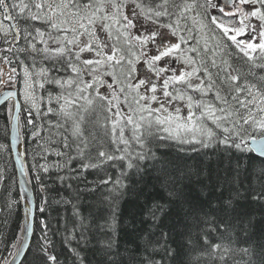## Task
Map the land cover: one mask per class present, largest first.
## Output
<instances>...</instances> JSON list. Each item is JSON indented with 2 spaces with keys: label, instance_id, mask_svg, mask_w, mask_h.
Masks as SVG:
<instances>
[{
  "label": "snow or ice",
  "instance_id": "obj_1",
  "mask_svg": "<svg viewBox=\"0 0 264 264\" xmlns=\"http://www.w3.org/2000/svg\"><path fill=\"white\" fill-rule=\"evenodd\" d=\"M0 112V264H264V0H0Z\"/></svg>",
  "mask_w": 264,
  "mask_h": 264
},
{
  "label": "trees",
  "instance_id": "obj_2",
  "mask_svg": "<svg viewBox=\"0 0 264 264\" xmlns=\"http://www.w3.org/2000/svg\"><path fill=\"white\" fill-rule=\"evenodd\" d=\"M4 124H5V121L3 119V113L0 112V142L10 143V124L8 126L9 127L8 139H7V141L3 140ZM180 147L181 146L176 144L175 142L168 141V142H165L164 144L161 145L159 151L160 152H168L171 154V156H177V155L191 156L193 159L190 160L189 163H198L201 160V157L197 153L181 152ZM183 147L185 149H188L190 146L185 145ZM13 164L14 163H13V160L11 158V155H8L7 153H0V167L6 166L9 173H12L13 171H15V173H16V181L14 183H9L7 185L0 183V197H3L5 200L14 199V200L18 201V203L12 209V214L9 216L7 209H5L2 206L3 200H0V256H5L9 260H11V256H10L9 252L14 251V249L9 248L8 252L4 251L5 245L2 242L3 236H11L17 230V225H19L22 222L23 217L25 215L24 200L20 195L17 194L18 192H20V188H19V184H18L17 172H16V169L13 168ZM6 188H9L10 191L6 192L5 191ZM97 195H99V194L97 193ZM145 195L155 196V195H157V193L154 191L151 193L145 192ZM192 197H193L194 201H197L199 199L198 193H197L195 188L193 189ZM92 201H93V197H91V196H85L84 197L83 203L81 205V210L83 211V213L85 215H87L88 212L90 211L89 205L92 203ZM122 207L125 209V216L126 217H127L129 211L134 210V198L132 197L131 194L129 195L127 201L122 205ZM257 215L259 216V213H257ZM5 217H7V223H4ZM62 217L69 220V222L71 221L72 212H71L70 206H68L67 208L61 207L59 213H57L55 211H53L51 213L52 227L54 229L57 227H60L61 225L64 224V219H61ZM57 221H59V224H57ZM137 222H138V218H137ZM172 223L175 224L176 221L173 220ZM60 230H61V232H63L62 227ZM122 231H128L127 227L122 229ZM37 235H39V232H37ZM171 235H176V233H171ZM177 238H179V237L177 236ZM55 239H57V241H59V236H56ZM60 247L61 246L58 242L57 248L60 249ZM84 254L87 256L89 261H92V264H96L95 258L93 257V254L91 251H86ZM64 255L68 256L69 253L65 252ZM69 264H71V259H69Z\"/></svg>",
  "mask_w": 264,
  "mask_h": 264
},
{
  "label": "water",
  "instance_id": "obj_3",
  "mask_svg": "<svg viewBox=\"0 0 264 264\" xmlns=\"http://www.w3.org/2000/svg\"><path fill=\"white\" fill-rule=\"evenodd\" d=\"M12 130H13V125L10 124V144L12 145V151H11V158L13 160V163L15 162V156H16V153H17V150H18V146L12 142ZM24 151V147H23V143L19 146V151ZM15 169H16V172H17V176H18V184H19V188H20V192H22V189L20 187V184L21 182L24 180V177L21 175L20 173V170H19V165H15ZM29 189H31V185H28ZM24 210H25V213H26V209L28 208V206L30 207V205L28 204V201L26 199H24ZM23 260V257H17V261H18V264L19 262Z\"/></svg>",
  "mask_w": 264,
  "mask_h": 264
},
{
  "label": "bare ground",
  "instance_id": "obj_4",
  "mask_svg": "<svg viewBox=\"0 0 264 264\" xmlns=\"http://www.w3.org/2000/svg\"><path fill=\"white\" fill-rule=\"evenodd\" d=\"M20 152H22L21 150H20ZM29 207V206H28Z\"/></svg>",
  "mask_w": 264,
  "mask_h": 264
}]
</instances>
